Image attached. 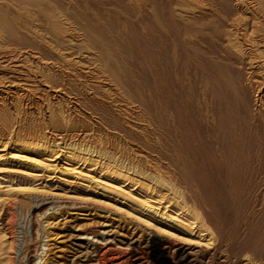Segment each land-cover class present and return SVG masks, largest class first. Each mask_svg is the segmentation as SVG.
<instances>
[{
	"label": "bare ground",
	"instance_id": "1",
	"mask_svg": "<svg viewBox=\"0 0 264 264\" xmlns=\"http://www.w3.org/2000/svg\"><path fill=\"white\" fill-rule=\"evenodd\" d=\"M0 152L35 170L0 181L2 264L29 213L34 264H264V0H0ZM44 172L104 207L56 229Z\"/></svg>",
	"mask_w": 264,
	"mask_h": 264
},
{
	"label": "rangeland",
	"instance_id": "2",
	"mask_svg": "<svg viewBox=\"0 0 264 264\" xmlns=\"http://www.w3.org/2000/svg\"><path fill=\"white\" fill-rule=\"evenodd\" d=\"M140 52H141V50H139ZM138 51V52H139ZM135 53V55L134 56H132L133 58H129V60L128 61H130L129 63H127L126 65H125V67L128 69V70H130L131 72H133L132 73V76H129V78H131V80H129V78H128V82L130 83V82H137V84L139 85V83L138 82H140V84H142V85H139V86H141V87H139V89H141V91L144 93V95H145V98H144V101L146 102V103H148L149 102V99H148V94L146 95V93H149V91L147 92V91H144L145 89L146 90H149V88L151 89L153 86H152V83H149V82H152L151 81V78H150V76L148 75V73L147 72H145L146 70H147V68H148V61L145 63V61H146V57H148V56H146L147 55V51L146 50H143L141 53ZM144 52V53H143ZM146 53V54H145ZM138 54H140V55H142L143 54V56H138ZM145 56V57H144ZM137 58V59H136ZM139 58V59H138ZM140 58H142V59H140ZM133 59V60H132ZM139 60V61H137V64L135 65V63H136V60ZM140 60L143 62L142 63V65L140 64L141 62H140ZM144 60V61H143ZM147 60H148V58H147ZM127 61V62H128ZM135 61V62H134ZM131 65L133 68L135 67L136 68V70L140 67L141 69L139 70H133L132 68H130V66L129 65ZM144 64V65H143ZM135 65V66H134ZM139 65V66H138ZM141 65V66H140ZM145 65L147 66V68L145 67ZM129 66V67H128ZM146 69H144V68ZM116 67H114L113 68V70L112 71H114V69H115ZM193 68V67H192ZM145 71H144V70ZM117 70H118V73H117ZM122 69H118V68H116V70L114 71V73L117 75H119V77H117L116 76V78H115V80L116 81H120L121 82V80H122V78H124V77H122L123 76V72H124V70H122ZM143 70V73L141 72ZM136 71V72H135ZM140 71V72H139ZM121 72V73H120ZM138 75H137V74ZM140 73V74H139ZM142 73V74H141ZM147 75H145V74ZM133 74H134V76H137V77H133ZM144 75V76H143ZM139 76V77H138ZM140 76H141V78H140ZM143 76V77H142ZM146 76V77H145ZM148 77V78H147ZM120 78V79H119ZM135 78L137 79L136 81H135ZM140 78V79H139ZM145 80H149L150 79V81L148 82V83H146L147 81L145 80V81H143V79ZM124 80H125V78H124ZM122 81V83H121V85L123 84V85H126V87L129 89H133L132 87H130V85H128V83H125L126 81ZM115 81V82H116ZM113 84H114V82H113ZM147 85H148V89H147ZM150 86H152V87H150ZM125 86L123 87L124 89H127ZM144 89V90H143ZM132 93V92H131ZM130 93V94H131ZM130 96H132V98H134V95L132 94V95H130ZM130 96H128V97H130ZM132 98H130L131 100V102H133L134 101V103L136 104V105H138V100L139 99H135L134 98V100L132 99ZM135 100H137L136 102H135ZM147 100V101H146ZM0 153H3V155L5 154V152H0ZM0 156H2V154H0ZM3 162V163H2ZM10 163V162H6V160L5 159H0V166H2L3 165V169H1L2 171L0 172V181H3L4 179L6 180V179H8V178H6V175L5 174H7L8 173V168L7 167H9V169H12V170H15V174L16 173H18V171L16 172V170H20V171H23V172H26V170H27V172H30V173H35L34 171V169L33 168H31V167H29V166H27L26 167V165H24V164H15V163H10V165H8V164ZM11 164H13V165H11ZM6 165V166H5ZM22 167H21V166ZM11 166V167H10ZM18 166V167H17ZM7 168V169H6ZM19 168H21V169H19ZM24 168V169H23ZM6 169V170H5ZM33 169V170H32ZM32 170V171H31ZM20 171H19V173H20ZM5 172V173H4ZM10 172H12V171H10ZM9 172V173H10ZM14 174V175H15ZM23 173L21 172L19 175H22ZM5 175V176H4ZM8 175V174H7ZM3 176V177H2ZM56 176V177H55ZM58 176V177H57ZM10 179V178H9ZM66 179H68V178H65V177H63V176H61L60 174H57V173H52V172H44V173H42V176L41 177H39V179L37 178V180H32L33 181V184H34V187L35 188H44V190H46L45 192L46 193H48V194H44V195H49V197L48 196H44L43 194L40 196L39 195V197H41L42 198V196H44V198L46 199H48V205H46L47 206V208H48V206H49V208L50 209H52V210H50L48 213H47V215L49 216L50 214H54V215H51V216H57V213L59 214V213H65L66 214V219L65 220H58V223L56 224V226L57 227H55L56 229H63V228H65L66 226H68V225H71V223L69 222V219H71L72 217H74V219H80L81 217L80 216H78V215H76V216H73V215H71L72 214V212H78L77 210H70V209H68L67 210V208L65 209V207L64 206H66L65 204H67V206H70V205H73L72 203H74L75 205H77V206H80V207H82L83 209L85 208V209H87V208H100V207H102L103 205L100 203V205H102V206H100V205H97V204H92L91 202H87L86 200L88 199V197H90V196H88V195H82L81 193L82 192H80L79 190H77L75 187H74V184L73 183H71V180L72 179H70V180H66ZM17 178H16V180H14V182L16 181L17 182ZM31 181V182H32ZM36 181V182H35ZM14 182H13V184H14ZM16 182H15V184H16ZM68 182V183H67ZM73 185V186H72ZM69 186H71V187H69ZM46 187V188H45ZM4 190H9L10 188L9 187H7V185H1V187H0V191L2 192V191H4ZM6 188V189H5ZM72 188H74V189H72ZM76 191H78V192H76ZM3 193V192H2ZM57 193V194H56ZM77 193V194H76ZM80 195V196H79ZM82 195V196H81ZM38 196L34 199L33 198V202H32V204L34 205V206H36V204L37 205H39L41 202V200L42 199H40ZM54 197V198H53ZM72 197V198H71ZM83 197V198H82ZM85 197V198H84ZM81 199H82V201H81ZM84 199V200H83ZM47 201V200H46ZM65 201V202H64ZM105 201V200H104ZM103 200H102V203L104 202ZM55 202V203H54ZM72 202V203H71ZM52 203V204H51ZM77 203V204H76ZM82 203V204H81ZM84 203V204H83ZM90 203H91V205H90ZM107 203V202H106ZM55 204V205H54ZM59 206V209H60V207L62 208V209H60V210H56L55 208H57V206ZM60 205H62V206H60ZM45 206V207H46ZM86 206V207H85ZM90 206V207H89ZM97 206V207H96ZM98 206H100V207H98ZM104 207V206H103ZM54 208V209H53ZM70 213V214H69ZM69 214V215H68ZM78 217V218H77ZM17 219H18V221H17ZM91 219V218H90ZM60 221V222H59ZM81 221H84L85 222V220H78L77 222L75 221L74 223H81ZM35 222H36V218H35V215H33L32 213H29V214H27V215H24V217L23 216H17V217H15V219H14V222H13V227L15 228L14 229V231H16L17 232V234L15 235H13V237H17V239H16V241H15V239H14V244L16 245L15 246V248H16V251L18 252L17 254H18V261H17V264H31V263H33L34 264V262H36V258L35 257H33L32 258V256L34 255L32 252H30L29 253V255H24V254H22V248L24 247V239L26 238V239H31L30 237H31V234H33V232L32 231H34V228L36 227V224H37V222H36V224H35ZM15 223V224H14ZM69 223V224H68ZM74 223H72V224H74ZM20 237V238H19ZM39 237V236H38ZM38 237H36L37 239H34V241H35V243H33V242H29L30 244H35V245H37V247L39 248V246H40V244H42L44 241H42L41 239H40V237L38 238ZM19 238V239H18ZM39 239V240H38ZM27 240V241H28ZM37 243H39V244H37ZM19 250V251H18ZM10 251V252H9ZM9 251H7V254L8 255H10L13 251H15V250H13V251H11V249L9 250ZM7 254H5V256H3L2 258H6V257H8V255ZM22 255V256H21ZM30 255H32V256H30ZM29 256V257H28ZM102 257H100V263L99 264H109L110 262V260H109V258H106L107 256L106 255H101ZM103 256H105V259H104V257ZM2 258H0V259H2ZM22 258V259H21ZM52 259V260H50V259ZM48 259H49V263H52L53 261H54V258H52V255L50 256V254H49V257H48ZM107 259H108V261H107ZM29 260V261H28ZM35 260V261H34ZM106 261V262H105ZM29 262V263H28ZM31 262V263H30ZM103 262V263H102ZM3 262L2 261H0V264H2Z\"/></svg>",
	"mask_w": 264,
	"mask_h": 264
}]
</instances>
